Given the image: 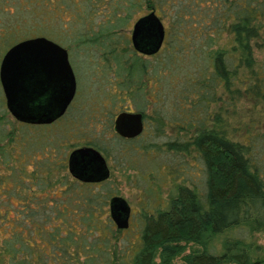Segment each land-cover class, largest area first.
<instances>
[{
    "label": "rangeland",
    "instance_id": "rangeland-1",
    "mask_svg": "<svg viewBox=\"0 0 264 264\" xmlns=\"http://www.w3.org/2000/svg\"><path fill=\"white\" fill-rule=\"evenodd\" d=\"M51 1L56 12L43 17L40 26L46 28V38L67 51L75 91L58 123L70 134L62 141L52 133L49 144L44 145L45 151L62 156L66 166L67 153L76 144L97 149L108 167V176L97 182L98 188L122 197L130 207V216L121 238L107 253L73 242L67 244V240L66 244L61 243L60 234L56 233L50 243L54 252H50L47 264H123L122 247L126 239L136 237L140 224L139 207H162L172 195L174 183L201 185L204 181V159L194 156V147L186 144L187 136L182 133L192 125L216 127L223 123L227 125V136L238 142L239 134L246 136L245 128L254 127L249 135L250 145L240 147L235 156L242 160V154L247 155L264 194V19L256 14L259 24L252 26L250 22L251 27L242 31L251 51L248 70L240 66L236 57L231 59L229 49L232 32H236L232 25L234 15L241 16L243 7L253 0H149L164 28L163 42L151 55L131 52L129 42L133 21L149 11L143 1L138 8V0H129L134 6L119 0L122 7L113 13L108 3L116 6L118 0ZM125 12L130 14L126 24V19L121 18ZM221 67L226 77L219 76ZM228 85L231 98L222 88ZM196 93L199 95L194 98ZM184 94L185 99L180 98ZM120 111L142 115L137 135L124 138L113 131L114 115ZM188 114L193 121L184 120L182 128H177L174 123ZM63 142H70L71 146L63 148ZM11 193H0L1 206L9 204ZM252 196L256 215L251 230L231 215L236 206L234 199L233 209L222 207L217 218L205 211V225L198 232V241L184 251L205 256L224 253L215 264H236L228 243L241 238L253 247L251 256L260 257L264 263V202L255 194ZM28 204L17 214L15 223L40 221L39 212H35L39 217L31 212L26 215L28 209L34 211L30 209L33 202ZM38 210L44 214L42 208ZM154 260L157 261L156 256ZM180 260L181 255L173 262ZM7 263L25 264L16 250Z\"/></svg>",
    "mask_w": 264,
    "mask_h": 264
},
{
    "label": "trees",
    "instance_id": "trees-1",
    "mask_svg": "<svg viewBox=\"0 0 264 264\" xmlns=\"http://www.w3.org/2000/svg\"><path fill=\"white\" fill-rule=\"evenodd\" d=\"M123 1L134 6L129 0ZM142 1L148 12H153L154 7L148 3L149 0H138L136 6L139 8ZM114 4L116 6L112 2L111 5L108 3V9L112 13L122 7L119 0ZM123 9L128 11L127 7ZM55 12L51 0H0V59L8 48L19 41L39 35L47 37L46 28L40 26L41 20ZM125 13L121 17L126 19L124 24L130 17L129 12ZM256 14L264 19V0H253L251 4L243 7L241 16L234 15L232 25L236 32L231 31L232 37L229 41L232 55L227 49H222L231 59L236 57L235 60L240 66L247 70L251 65V51L242 31L251 27L250 22L252 26L259 24ZM38 16L41 18L38 19ZM262 30L264 31V27ZM126 42L128 43L127 40ZM131 49V52L141 54L132 47ZM222 67L219 76L224 77L225 69ZM222 88L230 94L227 98H231L233 93L231 94L229 85ZM198 95L196 93L194 98ZM182 97L185 99V94L180 96ZM62 114L49 124L17 121L7 112L0 87V193L8 190L13 192L8 195L9 204H0V264H8L9 257L15 250L20 253L25 264H47L48 257L52 255L50 252H54L50 249L53 245L50 243L57 237L56 233L60 234L58 241L61 243L66 244L67 240V244L73 242V245L77 243V246H87L106 253L121 238L123 228L115 226L108 215L107 200L113 194L98 188L97 182L103 179L97 182L75 179L67 172L62 156L45 151L44 145L49 144L52 133L58 135L62 141L70 134L62 129L63 125L58 124ZM193 119L191 114L182 115L174 125L182 128L184 120L192 122ZM226 126L223 123L216 127L192 125L187 131L181 130L187 136L186 144L194 147V156L204 159V181L201 185L195 182L188 185L174 183L172 195L162 207H139L137 217L140 224L135 232L136 237L126 239L122 247L123 264L217 263L224 257V253L205 256L184 250L198 241V232L205 225L202 218L205 211L209 210L206 213L210 212L217 218L221 215L222 207L226 206L229 211L233 209L234 199L236 206L230 212L231 215L233 214L238 223L252 229L256 210L251 197L255 194L264 202L262 183L257 179L256 168L249 163L247 155L242 154V160H238L235 152L242 146L250 145L249 135L255 130L254 127L250 130L245 128L246 136L239 134L238 142L227 136ZM230 130L229 135H232V127ZM60 145L63 148L71 146L70 142ZM29 202L39 207H30L34 211L28 209L26 215L39 212L40 221L15 223L17 214L21 209L28 208ZM38 208H42L44 214ZM228 246L232 250L231 258L236 264H264L260 257L251 256L253 247L251 248L248 240L239 238L229 242ZM261 252L264 253V247ZM179 255L181 260L174 263L173 259ZM155 256L157 261L154 260Z\"/></svg>",
    "mask_w": 264,
    "mask_h": 264
},
{
    "label": "water",
    "instance_id": "water-1",
    "mask_svg": "<svg viewBox=\"0 0 264 264\" xmlns=\"http://www.w3.org/2000/svg\"><path fill=\"white\" fill-rule=\"evenodd\" d=\"M162 38V24L152 11L133 21L129 42L135 51L143 55L154 54ZM56 76L66 81V87L54 94L57 89L52 80ZM0 87L4 106L15 120L29 124L51 123L62 114L73 93L65 50L43 36L13 44L0 59ZM140 130L138 113L120 112L115 116L113 131L117 135L130 138ZM66 170L70 176L81 181L96 182L108 176L104 158L89 145L69 150ZM107 209L115 226H127L130 207L122 197L111 195L107 200Z\"/></svg>",
    "mask_w": 264,
    "mask_h": 264
},
{
    "label": "flooded vegetation",
    "instance_id": "flooded-vegetation-1",
    "mask_svg": "<svg viewBox=\"0 0 264 264\" xmlns=\"http://www.w3.org/2000/svg\"><path fill=\"white\" fill-rule=\"evenodd\" d=\"M46 38V37H45ZM48 39V38H47ZM50 40V39H49ZM51 41H53V40H51ZM55 44H57L58 46H60L61 48H63L61 45H59L58 43H56L55 41H53ZM131 45V44H130ZM161 45V44H160ZM64 50H65V48H63ZM65 52H66V60H67V63H68V59H67V51L65 50ZM68 67H69V70H70V72H71V76H72V82H73V93H72V96H71V98H70V100H69V102H68V104L66 105V107L67 106H69V104H70V102H71V100H72V98H73V95H74V91H75V79H74V76H73V71H72V69H71V67H70V65H69V63H68ZM52 82H54L55 83V87H56V91H54V89L52 90V92L54 91V94L55 93H58L60 90L62 91V89H64L65 87H66V81L65 80H62L61 78H59L58 76H56V77H54V80H52ZM50 90H51V88H50ZM66 107L64 108V110L66 109ZM64 110H63V112H64ZM62 112V113H63ZM120 112H130V111H120ZM120 112H117L115 115H114V118H115V116L118 114V113H120ZM133 113V112H132ZM139 115H140V121H142V115L139 113ZM60 117V116H59ZM59 117H57V118H59ZM56 118V119H57ZM56 119H54L53 121H55ZM52 121V122H53ZM113 121H114V119H113ZM124 138H126V137H124ZM81 145H84V144H81ZM81 145H77V146H81ZM74 147H76V146H74ZM74 147H72V148H74ZM92 147V146H91ZM71 148V149H72ZM94 148V147H93ZM97 150V149H96ZM98 151V150H97ZM69 152V151H68ZM99 152V151H98ZM100 153V152H99ZM101 154V153H100ZM101 156L104 158V156L101 154ZM104 161H105V158H104ZM105 164H106V162H105ZM107 166V165H106ZM108 168V167H107ZM76 179V178H75ZM86 182V181H85ZM87 182H90V181H87ZM97 182V181H96ZM129 216H130V212H129V215H128V219H129Z\"/></svg>",
    "mask_w": 264,
    "mask_h": 264
}]
</instances>
